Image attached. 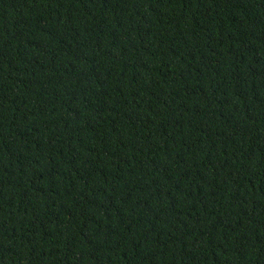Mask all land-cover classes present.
Segmentation results:
<instances>
[{"label":"trees","instance_id":"1","mask_svg":"<svg viewBox=\"0 0 264 264\" xmlns=\"http://www.w3.org/2000/svg\"><path fill=\"white\" fill-rule=\"evenodd\" d=\"M0 264H264V0H0Z\"/></svg>","mask_w":264,"mask_h":264}]
</instances>
